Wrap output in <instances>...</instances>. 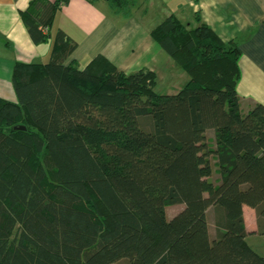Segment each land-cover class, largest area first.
I'll return each instance as SVG.
<instances>
[{
  "label": "trees",
  "instance_id": "16d2710c",
  "mask_svg": "<svg viewBox=\"0 0 264 264\" xmlns=\"http://www.w3.org/2000/svg\"><path fill=\"white\" fill-rule=\"evenodd\" d=\"M106 1L126 16L134 3ZM67 2L22 12L34 43ZM197 20L151 32L190 76L171 94L103 55L66 64L76 43L62 30L46 63H15L17 101L0 98V264H264L242 216L264 218V105L241 113L240 49Z\"/></svg>",
  "mask_w": 264,
  "mask_h": 264
},
{
  "label": "crops",
  "instance_id": "0c3cea01",
  "mask_svg": "<svg viewBox=\"0 0 264 264\" xmlns=\"http://www.w3.org/2000/svg\"><path fill=\"white\" fill-rule=\"evenodd\" d=\"M31 1L0 0V98L17 101L12 85L15 63H46L57 30L76 43L66 64L74 60L79 67H85L96 55H103L124 73L149 69L156 74V84L171 76L174 85L179 76L184 80L183 86L190 78L186 69L151 34L164 18L172 15L187 28L195 27L199 17L221 40L236 43L240 49V73L235 85L240 111L247 112L253 104L264 105V0H134L127 16L114 11L106 0H68L56 11L49 37L37 44L22 15ZM172 87L181 88L177 84ZM205 135L213 146V130L207 129ZM214 161L212 158V164ZM211 178L218 181L216 166ZM242 216L247 244L264 257V218L258 219L255 209L245 204ZM206 217L213 236L212 207Z\"/></svg>",
  "mask_w": 264,
  "mask_h": 264
},
{
  "label": "rangeland",
  "instance_id": "374dc122",
  "mask_svg": "<svg viewBox=\"0 0 264 264\" xmlns=\"http://www.w3.org/2000/svg\"><path fill=\"white\" fill-rule=\"evenodd\" d=\"M185 77L188 78V76L186 75ZM178 77H176L175 79V83L174 85H172V81L173 79L171 78V76L167 79H164L162 83L157 82L154 90L157 92V93H175L173 90H178V89H172L173 87L172 86H176L177 84V87H181L184 80L182 81V79ZM179 84V85H178ZM183 208V204H175V205H170V206H167L166 207V214H167V217H171L172 215H174L175 213H177L179 210H181ZM116 264V263H115ZM119 264V263H117Z\"/></svg>",
  "mask_w": 264,
  "mask_h": 264
},
{
  "label": "water",
  "instance_id": "95a60500",
  "mask_svg": "<svg viewBox=\"0 0 264 264\" xmlns=\"http://www.w3.org/2000/svg\"><path fill=\"white\" fill-rule=\"evenodd\" d=\"M21 128H24V127H21Z\"/></svg>",
  "mask_w": 264,
  "mask_h": 264
}]
</instances>
